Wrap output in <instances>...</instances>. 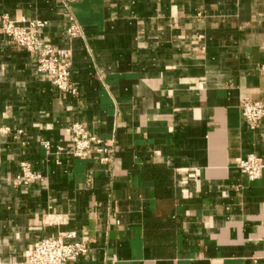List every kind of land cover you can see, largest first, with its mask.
Returning <instances> with one entry per match:
<instances>
[{
	"label": "crops",
	"instance_id": "obj_1",
	"mask_svg": "<svg viewBox=\"0 0 264 264\" xmlns=\"http://www.w3.org/2000/svg\"><path fill=\"white\" fill-rule=\"evenodd\" d=\"M3 16L48 22L80 89L58 92L0 30L3 264L69 233L89 249L72 264H264V170L238 168L264 164V120L241 110L264 102V0H0ZM75 122L107 162L68 154ZM23 162L42 180L18 185Z\"/></svg>",
	"mask_w": 264,
	"mask_h": 264
},
{
	"label": "built area",
	"instance_id": "obj_2",
	"mask_svg": "<svg viewBox=\"0 0 264 264\" xmlns=\"http://www.w3.org/2000/svg\"><path fill=\"white\" fill-rule=\"evenodd\" d=\"M48 26L49 23L46 21L23 19L18 22L11 20L8 16L0 18V30L3 35L17 49L36 56L37 72L48 78L58 92L78 97L80 89L72 78V52L49 46L43 41L41 33ZM81 34L80 26L76 22L72 23L68 29L70 38H78ZM241 110L243 118L252 130L257 129L264 120V102L245 99L241 104ZM70 144L68 154L75 159H85L96 149L99 154L105 155L102 160L107 162L111 152L108 142L89 135L84 124L80 122L72 125ZM44 146L50 150L49 143H45ZM65 153V149L59 147L56 154L62 156ZM20 168V174L15 179L18 185L27 187L34 181L42 180L41 175L35 173L29 163H21ZM238 168L249 181H256L263 174L264 164L262 158L253 153L239 161ZM88 253L86 242L77 240L76 233H69L40 240L24 264H72L79 258L87 256ZM0 264L3 263L0 261Z\"/></svg>",
	"mask_w": 264,
	"mask_h": 264
}]
</instances>
